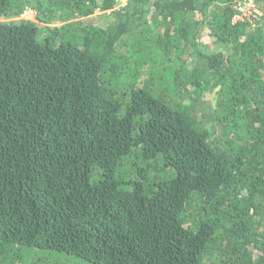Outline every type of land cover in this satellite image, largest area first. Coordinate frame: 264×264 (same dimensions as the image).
I'll return each instance as SVG.
<instances>
[{"label":"trees","instance_id":"obj_1","mask_svg":"<svg viewBox=\"0 0 264 264\" xmlns=\"http://www.w3.org/2000/svg\"><path fill=\"white\" fill-rule=\"evenodd\" d=\"M0 264H264V0H0Z\"/></svg>","mask_w":264,"mask_h":264},{"label":"rangeland","instance_id":"obj_2","mask_svg":"<svg viewBox=\"0 0 264 264\" xmlns=\"http://www.w3.org/2000/svg\"><path fill=\"white\" fill-rule=\"evenodd\" d=\"M126 3H127V0H125L123 2V4H126ZM243 8H245V13L247 14V17L250 16V14H251L250 11L259 13L258 10H256V11L254 10V6L251 3H249L247 6H244ZM34 16H35V12L27 11L21 18L32 20L34 18ZM208 46H209V42H208V40H205V42L203 43L202 47L207 49Z\"/></svg>","mask_w":264,"mask_h":264},{"label":"built area","instance_id":"obj_3","mask_svg":"<svg viewBox=\"0 0 264 264\" xmlns=\"http://www.w3.org/2000/svg\"><path fill=\"white\" fill-rule=\"evenodd\" d=\"M119 1H120V0H119ZM121 1H123V2H124L125 0H121ZM240 11H241V12H245V8H243V6H242V7H240ZM245 14H246V13H245Z\"/></svg>","mask_w":264,"mask_h":264}]
</instances>
